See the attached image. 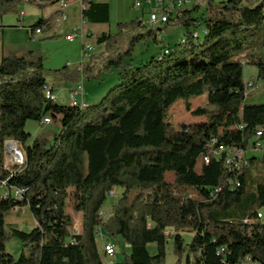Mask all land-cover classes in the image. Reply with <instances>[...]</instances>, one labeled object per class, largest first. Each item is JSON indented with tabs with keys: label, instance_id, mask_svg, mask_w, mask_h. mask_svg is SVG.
I'll return each mask as SVG.
<instances>
[{
	"label": "trees",
	"instance_id": "trees-1",
	"mask_svg": "<svg viewBox=\"0 0 264 264\" xmlns=\"http://www.w3.org/2000/svg\"><path fill=\"white\" fill-rule=\"evenodd\" d=\"M58 1L0 0V19L7 6L45 8ZM80 1L86 24L109 23L108 3ZM198 9L181 10L167 23L185 29L181 43L162 47L138 66L134 48L147 37L157 42L155 29L136 18L117 23L114 34H98L96 44L103 50L67 78L101 82L103 74L116 70L118 83L83 109L46 100L41 59L1 58L0 264H106L97 246L98 229L121 237L130 248L113 264H162L168 237L178 262L184 257L185 264H247L253 257L264 264L259 211L264 208V153L249 155L264 142V134L256 135L264 130V103H246L243 79L249 66L264 81V0H206L202 14L193 17ZM196 21L202 27L193 38ZM50 26L48 18L41 19L27 31ZM62 71L55 72L65 75ZM204 95L215 111L189 103L184 109L205 121L177 130L164 121L180 99ZM48 114L59 131L28 143L26 123H40ZM8 139L23 146V164L5 166ZM220 147L225 151L218 153ZM87 159L92 162L88 172ZM114 188L121 196L103 218L102 207ZM68 201L81 215L78 235L71 233ZM24 207L35 226L29 232L11 229L22 245L14 258L6 252L5 216ZM181 232L192 235L189 243ZM150 244L155 255L147 250Z\"/></svg>",
	"mask_w": 264,
	"mask_h": 264
},
{
	"label": "rangeland",
	"instance_id": "rangeland-1",
	"mask_svg": "<svg viewBox=\"0 0 264 264\" xmlns=\"http://www.w3.org/2000/svg\"><path fill=\"white\" fill-rule=\"evenodd\" d=\"M79 0H68V8L66 10L67 18L65 20L58 18L55 11L58 9V4L40 8L36 4H15L1 9L2 18L0 19V60L3 56H19L26 59L37 61L42 60L44 67V77L48 85L53 87V95L57 99V103L61 106H70V92L78 83H73L67 76L78 69L83 60L81 58L82 41L76 39L69 43L65 40V36L73 29L82 30L86 33L87 29L91 31H103L114 34L116 32L117 23H127L136 18L144 22L146 28L155 29L156 40L153 37H147L139 42L133 51L132 60L136 66L149 61L154 57L162 47L172 48L176 44L183 41L185 29L179 24L163 25L157 27L149 26L145 21L149 17V11L134 10L131 7V0H93L94 2L108 3L110 6V21L106 25H91L83 24L81 20V5L74 3ZM219 2L222 0H213ZM203 6L198 11L193 13V17H199L203 11ZM23 13V16L20 14ZM49 19L51 26L41 32V34L29 38L27 32L28 27L41 19ZM175 18L174 15L172 19ZM84 44L93 49L91 55H95L103 50V46L96 44L95 35L85 37ZM85 63V62H84ZM63 70L65 75H58L55 71ZM62 71V72H63ZM67 73V74H66ZM117 71L112 70L110 74H103L102 81L98 82L94 79L84 80V89L87 97V104H95L101 97V88L108 91L111 87L118 83ZM256 69L246 66L243 70L244 82H252L255 87L251 91H247L246 103L249 105H258L264 103V81L257 80ZM105 93V92H104ZM104 95V94H103ZM80 101V98H77ZM186 103H189L193 109L203 108L207 111H215L216 106L210 105L207 102V95L199 97L182 98L177 103L172 105L168 110L164 121L169 123L173 129H179L181 124H193L205 121L203 117H195L187 113L184 109ZM57 125H39L37 122L28 121L25 125V131L29 133L31 143L36 135H41L47 139H51L56 132ZM13 149L21 152V148L15 142L9 141L4 148L5 166L18 164V158L13 157ZM264 153V142L261 143L258 150L250 152L249 155L261 156ZM92 167V162L87 159L85 162V171L88 172ZM166 179L171 182L172 174H166ZM121 190L116 189L114 198H107L101 213L103 218H107L112 206L118 201L121 196ZM264 220V208L259 210ZM66 212L73 217L75 224L81 223V215L73 213L71 210V202H67ZM35 221L27 207L17 209L14 212H8L5 216V226L7 233L11 234V229H18L29 232ZM102 236L106 237L107 243L113 245L116 249L114 260L120 262L124 255H128L130 248L121 237H112L101 230ZM185 243H189L192 235L187 232H181ZM97 246L99 252H102L104 241L101 237L97 238ZM6 252L12 257L17 258L22 250V245L17 238L7 237ZM150 255L156 254V246L150 244L147 246ZM166 258L162 264H185L184 257L178 262L177 256L173 252V238L168 237L166 240ZM247 264H260L257 257H253Z\"/></svg>",
	"mask_w": 264,
	"mask_h": 264
},
{
	"label": "built area",
	"instance_id": "built-area-1",
	"mask_svg": "<svg viewBox=\"0 0 264 264\" xmlns=\"http://www.w3.org/2000/svg\"><path fill=\"white\" fill-rule=\"evenodd\" d=\"M57 4H58V9L54 13H56L58 18L65 20L67 18V15L65 12L69 5L68 0H59ZM205 4H206V0H131V7L134 10H138L142 12L144 10L149 11V17L145 21V23L152 27H159V26L166 25L173 15L175 16L177 12L186 9L187 7L198 6L200 8L203 6L204 8ZM20 15L23 16V13H21ZM82 22L83 24H86L83 20ZM195 25H196V30L192 33L193 38H197V34H199V31H201V27H202V24L200 23V21H196ZM27 32L29 33V37L31 38H34V36L41 34V30H39L38 33H31V31H27ZM88 35L89 34L83 32L82 30L73 29L71 32H69L65 36V40L69 43L75 41L76 39H80L82 41L81 58L83 60V63L89 59L90 54L93 51V49H91L90 46H88L87 44H84L83 42L85 37H89ZM163 53L168 54L169 50L165 49L163 50ZM254 88H256L254 83L245 82L246 94H247V91L249 92ZM44 91H48V99L46 100L50 102L57 101L56 97L53 95V87L51 85H47ZM81 96H82V87L78 83L70 92V98H71L70 104L80 109L85 108L86 103L81 100ZM77 98H80V101H78ZM56 122L58 121H54L51 118V116L48 114L42 119L40 124L50 125L52 123L56 124ZM263 134H264V130H259L256 134L257 138H260L261 136H263ZM9 140L11 139H8L4 142V147L6 145L8 147ZM223 151H225L224 148L220 147V150L218 151V153H221ZM24 161H25V153L22 147L21 154H19L18 156V165L23 164ZM115 195H116V189L114 188L108 192L107 198L112 199L115 197ZM16 196L19 197L18 192H16ZM16 210L17 209H14L12 210V212ZM100 215L102 216V213H100ZM258 217L261 218V215L259 214ZM80 232H81V224L79 223V224L74 225V222H73V226L71 229L72 235H78ZM166 236H170V234L167 232ZM98 237H101L104 241V246L102 249L104 262L106 264H113V262H115L114 256L116 254L115 247L107 243L106 237L102 236L101 234V229L96 230V240ZM249 260L250 259L247 260V263L249 262Z\"/></svg>",
	"mask_w": 264,
	"mask_h": 264
},
{
	"label": "crops",
	"instance_id": "crops-1",
	"mask_svg": "<svg viewBox=\"0 0 264 264\" xmlns=\"http://www.w3.org/2000/svg\"><path fill=\"white\" fill-rule=\"evenodd\" d=\"M93 1V0H92ZM94 2V1H93ZM74 3H79L80 5H81V1L79 0V1H76V2H74ZM110 7V6H109ZM81 8H82V5H81ZM187 8H191V7H187ZM144 12H145V10L142 12L143 14H144ZM103 31H98V32H96V31H91V30H89V29H87V31H86V33L87 34H89L88 36H91V35H95V38H96V36L98 35V34H100V33H102ZM117 75V74H116ZM79 84L81 85V87H82V96H81V100L82 101H84L85 103H87L86 102V100H87V97H86V93H85V89H84V86H85V84H84V80L83 81H80L79 82ZM106 90V87L105 88H101V91H100V94H104V92H106L105 91ZM102 95H100V96H102ZM98 98H100V97H98ZM58 104V103H57ZM58 120L60 119L59 117L57 118ZM39 125H41L40 123H38ZM56 125H57V128H56V132L55 133H57L58 131H59V129H60V126H59V124H58V122H56ZM42 126V125H41ZM23 147V146H22ZM35 226V225H34ZM33 226V227H34ZM6 236L7 237H11V234H9V233H7V230H6Z\"/></svg>",
	"mask_w": 264,
	"mask_h": 264
},
{
	"label": "bare ground",
	"instance_id": "bare-ground-1",
	"mask_svg": "<svg viewBox=\"0 0 264 264\" xmlns=\"http://www.w3.org/2000/svg\"><path fill=\"white\" fill-rule=\"evenodd\" d=\"M38 32H39V30H37L35 33H38ZM44 95H45V98L48 99V91H45ZM12 153H13V157L14 158H18L19 154H21L20 150L18 151L17 149L16 150L13 149V152Z\"/></svg>",
	"mask_w": 264,
	"mask_h": 264
}]
</instances>
